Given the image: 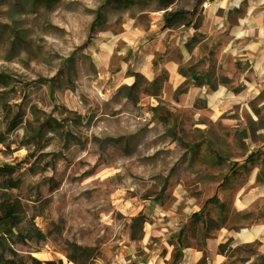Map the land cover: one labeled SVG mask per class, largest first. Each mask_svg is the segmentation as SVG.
I'll return each instance as SVG.
<instances>
[{
  "label": "rangeland",
  "instance_id": "1",
  "mask_svg": "<svg viewBox=\"0 0 264 264\" xmlns=\"http://www.w3.org/2000/svg\"><path fill=\"white\" fill-rule=\"evenodd\" d=\"M215 1L0 0V165L17 166L23 183L16 193L48 235L32 253L42 264L67 260L65 253L108 264L124 246L153 248L157 234L140 241L156 227L148 215L154 206L193 210L192 202L217 200L223 176L249 154L242 131L230 134L225 106L216 117L203 100L182 97L191 78L174 87L163 67L195 64L197 73L208 62L183 64L179 47L187 32L185 43L208 48L198 30L203 8ZM177 9L187 11L188 24L164 28L163 13ZM98 13L102 22L90 32ZM151 71L165 79L157 97L143 92ZM251 108L256 118L244 113L238 122L257 140L264 116ZM138 215L142 230L132 220ZM242 217H231L235 230ZM258 246H241L236 256Z\"/></svg>",
  "mask_w": 264,
  "mask_h": 264
},
{
  "label": "crops",
  "instance_id": "2",
  "mask_svg": "<svg viewBox=\"0 0 264 264\" xmlns=\"http://www.w3.org/2000/svg\"><path fill=\"white\" fill-rule=\"evenodd\" d=\"M203 12V24L199 26L201 31L198 30V33L206 34L204 40L208 48L200 51L199 43L193 46L185 43L190 36L186 32L187 38L184 37L181 42L179 52L183 64L192 58L203 59L205 56H208V62L196 67L198 71L194 73L198 79L194 80L196 76L191 78L192 83L186 84L182 97L190 102L203 100L216 117L223 111L221 105H224L229 117L230 134L241 130L242 137L248 141L247 151L257 152V155L249 161H244V158L238 163H244V166L230 176L224 175L226 187L222 188L224 192H219L216 201L205 206H197L192 202L195 207L193 210L187 207L163 210L154 206L148 215L155 218L156 227L145 230L140 244L144 245L153 234L161 237L160 244L154 243L153 248L141 247L142 251L138 253L131 245L124 246L119 256L108 264H197L203 256L198 243L204 249L205 264L225 263L227 253L232 248L246 243L258 242L259 246L245 264L264 255V126L255 131L257 140H254L251 134L247 137V133L242 130H247L246 124L238 122L244 113L256 118L257 114L251 108L254 104L259 115L264 116V0H216L208 3ZM200 59L197 61L199 64ZM163 67L169 74L168 83L174 87L181 86L190 77L189 74L179 73L174 62ZM146 69L148 71L149 67ZM218 73L224 77V83L219 82ZM143 75L149 81L159 79L152 71ZM239 180L241 183L238 185ZM200 181L203 187L208 184L205 178ZM222 205L226 206L231 217L248 215V218H244L247 221L235 225L238 230L229 223L230 216L225 224L216 225ZM144 208H147L146 203L139 206V210ZM242 230L248 231L247 237H242ZM204 233L208 235L203 236ZM220 244H226L222 253L218 251ZM177 250L180 257L174 262ZM53 260L61 264H74L61 257Z\"/></svg>",
  "mask_w": 264,
  "mask_h": 264
},
{
  "label": "trees",
  "instance_id": "3",
  "mask_svg": "<svg viewBox=\"0 0 264 264\" xmlns=\"http://www.w3.org/2000/svg\"><path fill=\"white\" fill-rule=\"evenodd\" d=\"M124 3H131V0H117ZM205 1V0H204ZM211 1V0H208ZM187 13L186 10L177 9L174 11H165L163 13V27L169 28L174 24L186 25L188 22H184V16ZM101 15L97 14L96 19L90 25V32L94 30L95 25L101 24ZM72 56L66 58L65 62L71 61ZM195 64L189 65L186 69L179 68V73L183 75H188L190 78L194 79ZM139 75H136L138 77ZM4 76L0 75V85L4 84L2 80ZM198 79V76L195 77V80ZM163 77H160L157 80L147 81L143 87V92L157 97L160 94V90L163 87L164 83ZM52 82V79L49 80ZM52 88V85L49 86ZM128 89L129 87H123ZM0 97H3V92L0 91ZM257 155V152L249 153L244 161L252 160L253 157ZM239 165L237 162H234L230 167V175L238 168L244 166ZM228 175V176H230ZM227 176V175H226ZM225 178V176H224ZM223 178V180H224ZM22 179L17 175V166L15 164H3L0 165V264H42V261L37 259L32 255L37 251L38 246L41 243H44L48 239V235L35 223V214L30 213L31 206L25 201V199L16 193V190L20 189L22 186ZM216 201V197L213 196L210 199H207L203 206L206 204ZM230 212L227 211L226 206L222 205L221 207V216L217 219L216 225L221 226L225 224L226 220L229 218ZM235 215H232L234 217ZM240 216V215H237ZM248 215H244L242 218H248ZM133 221L138 222L139 230H142L145 219L141 218L140 215L134 217ZM231 216L230 222L231 223ZM142 235V234H141ZM208 233H204L203 236H207ZM259 245L258 242L246 243L238 245L232 248L227 253V260L223 264H245L248 261V258L255 254V251L252 249H247L244 252V255L240 257L236 256V252L241 250V246H253ZM20 247L25 248V252L20 249ZM198 248L203 251V256L198 260L197 264H205V252L201 244L198 243ZM226 244H220L218 246L219 252H224ZM77 250L81 252H87V257L91 261L95 258L92 249L90 248H78ZM67 261L74 264H90L86 260H80L76 256L65 253ZM180 257V252L177 250L174 254V262L178 261ZM46 264H61L60 261L57 263L55 261H47ZM249 264H264V255L259 259H255Z\"/></svg>",
  "mask_w": 264,
  "mask_h": 264
},
{
  "label": "bare ground",
  "instance_id": "4",
  "mask_svg": "<svg viewBox=\"0 0 264 264\" xmlns=\"http://www.w3.org/2000/svg\"><path fill=\"white\" fill-rule=\"evenodd\" d=\"M141 87H142V83H139L135 89V94L136 95H139L140 92H141ZM241 235L243 238L247 237L248 236V231L247 230H242L241 231Z\"/></svg>",
  "mask_w": 264,
  "mask_h": 264
}]
</instances>
